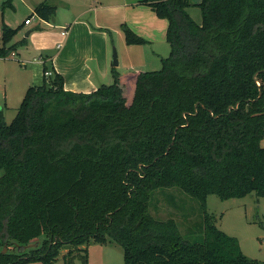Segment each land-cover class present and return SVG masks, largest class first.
I'll list each match as a JSON object with an SVG mask.
<instances>
[{
    "label": "trees",
    "instance_id": "trees-1",
    "mask_svg": "<svg viewBox=\"0 0 264 264\" xmlns=\"http://www.w3.org/2000/svg\"><path fill=\"white\" fill-rule=\"evenodd\" d=\"M139 3L168 21L161 70L113 68L111 85L75 93L57 72L48 84L44 67L14 120L0 115V264H54L64 249V264L81 252L88 264V246L111 240L124 264H264L207 211L210 195L264 197V0ZM56 12L35 7L47 22ZM2 28L5 59L20 28ZM123 30L128 45L148 43ZM167 189L199 202L201 242L152 214Z\"/></svg>",
    "mask_w": 264,
    "mask_h": 264
},
{
    "label": "rangeland",
    "instance_id": "rangeland-1",
    "mask_svg": "<svg viewBox=\"0 0 264 264\" xmlns=\"http://www.w3.org/2000/svg\"><path fill=\"white\" fill-rule=\"evenodd\" d=\"M45 1H48L50 4L54 3L52 0H13L15 8H6L5 10L7 18L13 28H20L25 19L31 15H33V25L30 29L35 28L28 37L25 35L27 30L24 31L21 28L9 43L8 46H16L18 56H16L15 52L12 54L13 57H10L13 58L12 60L17 61H12L7 65L0 63V115H3L7 124H10L16 117L17 108L22 103L24 97L17 92V87L15 86L22 77L26 76L24 73L26 71L34 76L31 86L43 85L44 71L41 59L42 57L46 58V56H53L60 51L58 45L63 43V41L60 30H58L56 26L60 25L61 22L72 21L73 18L70 10L60 7L57 16H55V21L51 20L50 22L52 26L42 24L40 27L41 22L38 15L35 14L33 8L28 5H32L33 2L39 4ZM88 1L89 0H71V3L76 8H79ZM189 1L197 4L201 0ZM3 4L4 1L0 0V13ZM194 8L195 10H193L192 13L196 18L198 14L201 15V11L197 6ZM95 31L105 33L108 38L110 76L108 79L101 81L106 85L113 83L111 64L113 62L115 50L118 53L119 60V66L115 68L121 73L128 70L137 71V69H140V71L142 70V72L159 71L163 67V59L170 55V46L166 41L155 43L153 47L149 46L148 43L138 45V47L143 48L142 58L144 63L140 65L141 67L137 66L133 69L129 68L126 70V62H130L134 57H129L128 61L125 59L123 49L119 47V35L107 29H97ZM98 44H100L99 40ZM2 45L3 43L0 40V46ZM20 58L25 62L19 61ZM45 67L47 71L53 72L51 76L46 78L49 84L56 71H52L53 69L50 61ZM36 77H38V79H35ZM95 80H98L97 77H95ZM262 145L264 146V141ZM198 203L197 200L179 190L167 189L158 191L154 194L151 212L155 217L162 220L174 219L178 223L181 232L188 240L191 242H201L204 238V234L201 228L202 212ZM207 211L214 217L215 223L221 231L239 240L242 251L248 258L264 262V197H259L256 192L243 198H232L228 200H222L216 195H210L207 201ZM67 252L68 249H64L57 262L54 264H64L63 256ZM87 254L88 264H124V251L122 247L113 240L109 241L107 244L92 242L88 246ZM81 255L83 256L85 253H76V264H83L82 258L80 257ZM27 264L43 263L31 262Z\"/></svg>",
    "mask_w": 264,
    "mask_h": 264
},
{
    "label": "crops",
    "instance_id": "crops-1",
    "mask_svg": "<svg viewBox=\"0 0 264 264\" xmlns=\"http://www.w3.org/2000/svg\"><path fill=\"white\" fill-rule=\"evenodd\" d=\"M1 1L5 3L7 0ZM52 1L54 2L52 5L57 8L55 16H57L58 10L61 7L62 9L70 10L73 18L72 21L61 22L60 25L56 26V28L60 30L63 41V43L58 45L60 51L53 56H46V58L42 57L41 63L44 71V67L47 66L50 61L53 69L52 71H56L64 77V87L67 91L91 93L103 85L101 81L108 79L110 76L108 38L105 33L95 31L97 29H107L119 35V47L123 49L125 59L128 61L129 57H134L130 62H126V70L129 68L133 69L137 66L141 67L140 65H142L144 61L142 58V47H138V45L129 46L126 44L125 34L122 29L124 25L132 29L138 36L147 40L149 46L153 47L155 43L167 42L168 21L160 19L150 6L139 3V0H89L79 8H76L71 3V0ZM200 2L201 1L197 4ZM37 5V2H33L32 5L28 6L33 8L35 13V7ZM194 7L195 6H192L188 11L192 18L200 24L202 22V16L198 14L195 18L192 13V11L195 10ZM11 8L14 9L15 5L13 4ZM5 10H2L0 13V24H6L8 27L16 29L11 26ZM29 17H33V15ZM39 19L41 22L40 27L42 24L52 26L50 23L51 21L47 22L41 17H39ZM52 20L55 21V17ZM25 21L20 26V29L22 28L24 31L27 30L25 34L27 36L28 33L31 34L35 28L30 29L32 28L33 20L29 25H26ZM66 28L68 29V34L63 36L62 31ZM98 40L100 44H98ZM16 56H18L17 52ZM12 57L0 59V63L7 65L12 61H17L12 60ZM19 61L25 62L23 59L21 60V58ZM111 67L112 69L114 68L112 64ZM137 71H140V69H137ZM24 73L26 76L22 77L15 87H17V92L25 97L27 90L31 87L34 76L27 71ZM95 77H97V81ZM35 79H38V77ZM19 107L17 108V112Z\"/></svg>",
    "mask_w": 264,
    "mask_h": 264
},
{
    "label": "built area",
    "instance_id": "built-area-1",
    "mask_svg": "<svg viewBox=\"0 0 264 264\" xmlns=\"http://www.w3.org/2000/svg\"><path fill=\"white\" fill-rule=\"evenodd\" d=\"M32 19H33L32 17L27 18L26 21H25V24L26 25L31 24L32 23ZM67 34H68V29L66 28L65 30L62 31V35L66 36ZM2 38H3V28H2V25L0 24V40H2ZM51 75H52L51 72H46L45 73L46 77H49Z\"/></svg>",
    "mask_w": 264,
    "mask_h": 264
},
{
    "label": "water",
    "instance_id": "water-1",
    "mask_svg": "<svg viewBox=\"0 0 264 264\" xmlns=\"http://www.w3.org/2000/svg\"><path fill=\"white\" fill-rule=\"evenodd\" d=\"M29 35H30V33H28L27 36H29ZM112 66H113L114 68L119 66L118 53L116 52V50H115V52H114ZM32 246H36V245L33 244V245H30L29 247H32ZM27 248H28V247H25V249H27ZM7 251H8V246L6 245V246L4 247L3 252H4V253H7Z\"/></svg>",
    "mask_w": 264,
    "mask_h": 264
}]
</instances>
